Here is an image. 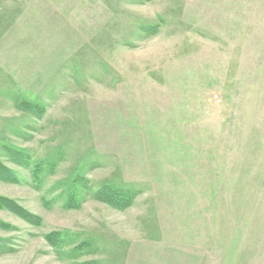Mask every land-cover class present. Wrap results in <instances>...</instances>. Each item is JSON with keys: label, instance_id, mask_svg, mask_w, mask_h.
<instances>
[{"label": "rangeland", "instance_id": "374dc122", "mask_svg": "<svg viewBox=\"0 0 264 264\" xmlns=\"http://www.w3.org/2000/svg\"><path fill=\"white\" fill-rule=\"evenodd\" d=\"M0 158V264H264V0H0Z\"/></svg>", "mask_w": 264, "mask_h": 264}, {"label": "trees", "instance_id": "16d2710c", "mask_svg": "<svg viewBox=\"0 0 264 264\" xmlns=\"http://www.w3.org/2000/svg\"><path fill=\"white\" fill-rule=\"evenodd\" d=\"M33 109V108H32ZM6 152L9 154L11 161L15 163L16 165H19L21 167L29 168L31 165V156L29 152L26 149L23 148H11L10 150H6ZM33 171H34V179L38 178V175L40 176V166L38 162H36L33 165ZM77 178L73 180L72 185L76 182ZM0 181L5 183H11V184H20V177L17 172L9 168L4 160L0 158ZM75 186V185H74ZM73 195L75 194L74 191L70 192ZM94 198L115 208H122L129 206L133 201V194L122 191L120 189L114 188V187H103L101 189H98L94 193ZM70 200V199H69ZM70 202L66 200L65 207L67 208L68 204ZM0 209L7 210L10 212H13L20 218L26 220L27 222L39 226L41 219H38L39 216H34L28 212L25 211L24 208H22L15 200H11L5 196H0ZM66 235L60 231H52L44 235L45 241L51 245V246H57L60 245L62 242H65ZM86 242H81V249L84 247ZM78 247V246H77Z\"/></svg>", "mask_w": 264, "mask_h": 264}]
</instances>
